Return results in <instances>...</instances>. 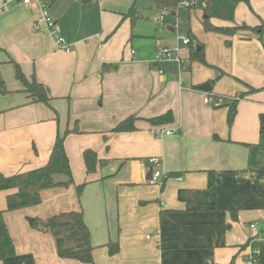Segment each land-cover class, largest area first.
Here are the masks:
<instances>
[{
    "label": "crops",
    "instance_id": "crops-1",
    "mask_svg": "<svg viewBox=\"0 0 264 264\" xmlns=\"http://www.w3.org/2000/svg\"><path fill=\"white\" fill-rule=\"evenodd\" d=\"M206 1L180 27L193 38L184 45L161 29L143 31L139 0H48L49 15L70 44L67 52L56 46L35 4L8 0L0 12L6 88L0 93V172L44 165L56 133L76 125L79 132L65 136L64 148L74 183L85 185L79 196L73 184L43 190L39 204L13 211L5 210L7 191H0L15 245V254L0 264H85L58 257L52 235L24 217L76 209L90 230L93 264H247L252 247L259 251L257 264H264V0H211L209 18L219 27L263 24L261 37L244 27L230 35L206 30ZM133 3L139 16L132 21L126 12ZM152 39L158 41L149 47ZM199 43L206 64L189 57ZM158 45L178 46L183 66L153 64ZM11 60L48 87L49 105L29 101ZM208 94L221 102L205 103ZM168 110V123L146 120ZM128 116L138 117L135 130L111 131ZM86 149L106 161L90 173ZM149 169L161 176L151 181ZM209 171L216 208L185 210L178 189H204ZM110 245L117 246L112 255Z\"/></svg>",
    "mask_w": 264,
    "mask_h": 264
},
{
    "label": "trees",
    "instance_id": "trees-1",
    "mask_svg": "<svg viewBox=\"0 0 264 264\" xmlns=\"http://www.w3.org/2000/svg\"><path fill=\"white\" fill-rule=\"evenodd\" d=\"M157 12L163 9L168 13H174L178 5L184 0H151ZM233 2L247 0H230ZM203 8V26L206 30L216 31L222 34L230 35L239 28H248L261 37L263 24L256 27H250L242 24L237 27H219L213 25L210 18L211 0H207ZM126 15L133 21L139 16L138 10L133 3ZM189 42L193 40L192 34L187 32ZM199 48L191 46L189 57L191 60L206 64L202 45L199 43ZM15 77L21 83V90L26 93L30 102H43L49 105L50 95L48 87L40 82L32 73L27 76L21 69L20 65L12 61ZM6 92L3 81L0 78V93ZM236 101L229 105L227 113V123L230 125L236 113ZM138 117L128 116L117 123L112 128V132L133 131L137 127L135 125ZM152 125L165 124L173 120V114L170 110L146 118ZM262 126L264 125V114L261 115ZM78 127L75 125L72 129H65L62 133H56L52 144L49 157L46 163L42 166L32 168L25 171H19L11 175H5L0 172V191H7L5 210L13 211L37 205L41 202V192L43 190L55 186L75 185L76 193L79 196L85 185L84 183L75 184L71 168L64 148V138L69 133H78ZM83 160L85 170L90 173L95 170L97 164L100 165L106 161L99 159L97 153L92 149L83 151ZM57 175H64L66 179L58 181L55 179ZM180 172H170L168 176H177ZM177 199L184 204V209L187 211H209L216 208V192L214 173L209 171L207 174V183L204 189L191 190L180 188L177 191ZM30 226L35 230L49 233L52 235L55 244V250L60 258L73 259L85 264H93L92 250L93 245L90 240V230L83 219L81 209L61 211L47 218L33 217ZM109 254L117 252L116 245L109 246ZM15 254V245L8 226L4 219V210H0V261H5L8 257Z\"/></svg>",
    "mask_w": 264,
    "mask_h": 264
},
{
    "label": "built area",
    "instance_id": "built-area-1",
    "mask_svg": "<svg viewBox=\"0 0 264 264\" xmlns=\"http://www.w3.org/2000/svg\"><path fill=\"white\" fill-rule=\"evenodd\" d=\"M22 4L25 5H32L35 4L39 10L43 13V20L46 24L48 33L50 36L54 38L55 44L58 48L69 51L70 50V44L67 41V39L60 35L58 30L56 29V21L49 15L48 13V0H18ZM198 0H184L182 3L186 7H191L194 4L197 3ZM9 8V2L8 0H0V12L5 11ZM168 13L167 10L163 9L161 12H159L158 20L161 21L164 14ZM176 38L178 41H181L182 44H188L189 38L186 34L179 32L176 34ZM186 57H184L181 53V50L178 46L174 48H169L166 46H160L157 53L155 54L154 58L152 59V63L156 65H160L163 63L170 64L175 63L178 66L182 67L183 63L185 62ZM161 72V69H159ZM219 96H213L211 94H208L204 97L205 103H220ZM163 130H159L158 134L162 133ZM166 134L170 133V130L164 131ZM149 161L151 163H158L159 159L157 157H150ZM161 176V173L158 170H154L152 172V179L151 181H156ZM256 223H252L250 226L254 227ZM258 255L259 251L257 248H251L246 256V262L247 264H257L258 263Z\"/></svg>",
    "mask_w": 264,
    "mask_h": 264
},
{
    "label": "rangeland",
    "instance_id": "rangeland-1",
    "mask_svg": "<svg viewBox=\"0 0 264 264\" xmlns=\"http://www.w3.org/2000/svg\"><path fill=\"white\" fill-rule=\"evenodd\" d=\"M204 0H198L196 4L191 6L190 8L186 7L183 3L177 6L174 13H166L163 15L162 20L159 21V13L155 12L154 5L151 0H139V8L141 13L143 14V18L138 21L139 26H141L142 30L145 32L151 33L155 29L158 31L159 29L163 30L165 35L175 37L178 31L180 32V27L188 21V14L190 18L194 15V12L197 8L203 7ZM138 8V7H137ZM217 8H215L216 10ZM168 27H173L174 32H170ZM152 35V33L150 34ZM153 40V39H152ZM158 40H153V42H149V47H152V44L157 42ZM151 44V45H150ZM160 45V44H159ZM156 50V53L159 49V46ZM155 53V54H156ZM63 178L62 175H57L55 177L56 180H60ZM24 217L33 218V216L26 215Z\"/></svg>",
    "mask_w": 264,
    "mask_h": 264
},
{
    "label": "water",
    "instance_id": "water-1",
    "mask_svg": "<svg viewBox=\"0 0 264 264\" xmlns=\"http://www.w3.org/2000/svg\"><path fill=\"white\" fill-rule=\"evenodd\" d=\"M202 88L204 89V88H209V85L208 84H204L203 86H202ZM262 129H263V131H264V125L262 126ZM152 169H149V171H148V175H147V178H149V177H151V175H152ZM31 218H28V222H31Z\"/></svg>",
    "mask_w": 264,
    "mask_h": 264
}]
</instances>
